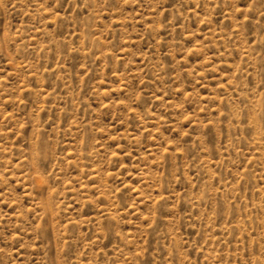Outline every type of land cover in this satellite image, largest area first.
<instances>
[{"label": "rangeland", "instance_id": "rangeland-1", "mask_svg": "<svg viewBox=\"0 0 264 264\" xmlns=\"http://www.w3.org/2000/svg\"><path fill=\"white\" fill-rule=\"evenodd\" d=\"M0 264H264V0H0Z\"/></svg>", "mask_w": 264, "mask_h": 264}]
</instances>
